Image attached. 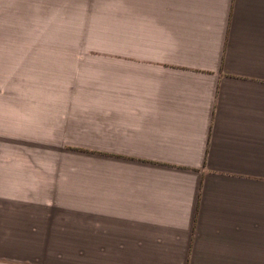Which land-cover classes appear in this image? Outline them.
Masks as SVG:
<instances>
[{
  "label": "crops",
  "instance_id": "crops-1",
  "mask_svg": "<svg viewBox=\"0 0 264 264\" xmlns=\"http://www.w3.org/2000/svg\"><path fill=\"white\" fill-rule=\"evenodd\" d=\"M148 2L103 102L91 230L134 264L251 262L264 239V0Z\"/></svg>",
  "mask_w": 264,
  "mask_h": 264
},
{
  "label": "rangeland",
  "instance_id": "rangeland-1",
  "mask_svg": "<svg viewBox=\"0 0 264 264\" xmlns=\"http://www.w3.org/2000/svg\"><path fill=\"white\" fill-rule=\"evenodd\" d=\"M148 1L0 0V264H134L133 249L100 246L86 198L112 70ZM238 264H264V239Z\"/></svg>",
  "mask_w": 264,
  "mask_h": 264
}]
</instances>
